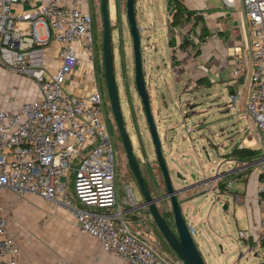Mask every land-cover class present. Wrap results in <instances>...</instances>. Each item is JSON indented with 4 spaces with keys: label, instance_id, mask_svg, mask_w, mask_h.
<instances>
[{
    "label": "built area",
    "instance_id": "built-area-1",
    "mask_svg": "<svg viewBox=\"0 0 264 264\" xmlns=\"http://www.w3.org/2000/svg\"><path fill=\"white\" fill-rule=\"evenodd\" d=\"M21 1L0 0V68L31 78L37 96L0 109V191L35 194L62 207L79 231L126 264H183L178 258H163L127 226L139 202L130 185L123 186L122 196L117 189L112 136L100 91L74 95L64 89L67 77L82 63L80 54L92 66L87 0H30L32 9L14 15L12 5ZM242 7L251 30L252 72L241 117L259 132L261 146L257 158L238 167L255 166L256 191L263 195L256 199L264 208V0H242ZM17 20L26 27L19 28ZM49 43L59 45L58 65L51 74L43 60ZM202 71L208 74L207 67ZM231 99L236 105L237 97ZM216 182L212 177L204 184L207 192L220 195ZM233 201L241 204L243 198L236 195ZM6 227L0 205V264H18L19 247ZM188 230L192 235L194 229ZM238 236L248 239L249 233L239 230Z\"/></svg>",
    "mask_w": 264,
    "mask_h": 264
},
{
    "label": "crops",
    "instance_id": "crops-1",
    "mask_svg": "<svg viewBox=\"0 0 264 264\" xmlns=\"http://www.w3.org/2000/svg\"><path fill=\"white\" fill-rule=\"evenodd\" d=\"M108 1L110 22H114V29L117 28L119 34L121 65L125 76L129 69L133 72V54L125 16V0ZM179 2L184 15L190 13V17L177 25L171 23L175 7L170 0H135L134 3L136 22L141 31L146 34L145 38L151 37L148 46L150 60L144 63V78L147 82L154 117L160 112L165 115V122L157 129L161 149L174 188L178 189L193 183L194 180L189 179L192 173L196 176L195 180H209L212 177L217 179L215 185L219 188L220 195L213 194L214 196L211 197L212 193L207 192L205 184L200 186H194V184L193 187L191 186L176 196L181 210L182 208L186 210L189 219L199 227L200 235L204 236L209 243L204 246L207 250V258L198 249L205 264H239L240 259H244L248 264H253L247 259V254L253 252L249 251V248L255 246L256 249H264V246H261V243L264 242V225L262 224L264 222V208H261L256 199V197L262 198L263 195L257 194L256 191L258 177L255 166L238 167V163L246 160L240 159L239 154L234 152V149H241L239 148L241 144L242 148L257 152L249 160L257 158L261 146L260 134L257 131L255 137L253 134V131L256 130L254 125L247 123L245 133L241 134L239 131L237 133L239 132L243 137H246L248 141L255 140L258 148L244 146L241 138L240 140L233 138L230 142L229 135L224 132L227 126H223L225 118H228L223 116L228 111V108H224V98L213 97V92L207 91L204 96H207L209 100L204 99L208 101V104H205L204 100L186 94L209 87L212 84L227 88L229 95L230 91H234L237 97L236 101H241L240 98L244 96L241 101L243 107L238 111V117L242 119L241 112L245 109V101L250 92L249 76L252 72V62L249 41L251 30L243 11L242 0H179ZM99 4V0H87L84 9L92 16L94 12H98ZM30 9H32L30 0L12 5V13L17 16ZM16 23L21 29L27 25L21 20H17ZM21 24L24 26L20 27ZM161 35L164 38V43L161 41L159 43ZM193 35H197V40L193 38ZM127 37L128 42L126 40L125 44L122 43V38ZM184 41L186 44L182 48L181 45ZM58 48L59 45L56 43H49L45 48L43 60L47 74H51L58 65V61L55 59ZM80 57L82 63L67 77L64 89L74 95H86L94 88L100 91V79L96 74L93 60L92 66L89 67L86 64L85 55L80 54ZM203 66L208 68L207 75L202 71ZM0 79L26 84L25 79L16 77V74L3 68H0ZM29 79L35 85L34 92L28 89L25 91L29 97L32 96L29 99H32L37 96V86L31 78ZM190 99L196 100L193 106H196V112L201 113L199 119L206 122L208 117L218 113L219 117L214 121V129L218 131L210 129L211 122H206V126L200 128L203 130L202 135L204 137L191 135V133L197 132V129L186 131L184 126V131H181V125L185 123L180 121L178 111L176 109L173 111L169 106L175 100L177 105L179 100L188 101ZM19 103L15 101L13 105L3 106L0 109H11ZM213 110L216 114L211 113ZM214 133H218L222 137L226 136V140L230 142V148H228L226 141L219 140L220 138L216 140L217 137L213 140L212 136H209ZM237 133H233L235 134L234 137ZM145 165L150 181V185H147L150 193L152 195L164 193L162 176L160 179L157 177V173L150 166V162ZM179 175L185 178V181H181ZM116 176L115 169V181L117 180ZM172 176H175L176 179L174 180ZM228 184H230L229 188ZM116 186L119 189L117 181ZM5 191H0L1 206L4 203L2 195ZM236 195L242 196L243 202L240 204L241 210L237 214H235L237 206L231 205L232 220L239 230L249 233V238L242 239L245 241L244 253L240 251L238 254L234 252L231 255L229 251L225 250L230 236V228L220 220L221 210L217 205L220 202L222 211L228 212V206L231 201L234 203L233 200ZM126 222L129 230L138 234L131 228L130 217L126 219ZM138 236L141 237L139 234ZM96 241L99 243L98 240ZM98 243L97 246L100 244ZM228 245V248H232L229 241ZM238 246L240 245L238 244ZM97 249L101 252L100 246ZM103 251L104 264H126L114 252ZM98 254L100 256V253ZM253 255L258 257L256 253ZM262 258H264V254Z\"/></svg>",
    "mask_w": 264,
    "mask_h": 264
},
{
    "label": "rangeland",
    "instance_id": "rangeland-1",
    "mask_svg": "<svg viewBox=\"0 0 264 264\" xmlns=\"http://www.w3.org/2000/svg\"><path fill=\"white\" fill-rule=\"evenodd\" d=\"M19 26L23 27L24 24ZM116 29L117 28L114 29V22L112 21L111 40L113 43V66L115 71L116 85L118 88L120 107L124 118L125 129L128 133L134 156L138 161L144 180L147 182V185H150L148 170L145 164L150 162V166L154 169L155 173H157V177L159 179L161 174L156 163L153 145L146 127L142 104L134 89V74L130 69L128 70L127 75L124 76L123 74L121 65V46L119 43V34ZM91 36L92 60L96 74L100 79L99 90L102 96L103 112L105 113L108 129L112 136L115 157L114 162L117 173L116 181L119 188V194L121 196L123 195V186L128 184L130 185L135 200L140 202L142 200L141 193L133 175L127 167L125 152L121 144L119 133L107 104L105 82L103 85L104 79L102 75L103 67L101 53L102 22L100 15V4L98 12H94V14L91 16ZM141 36L142 59L144 63H147L148 60H150V50L145 47L144 38L146 34L143 31H141ZM160 38L161 39L159 40V43L160 41L164 43V38L162 35ZM193 38L196 39L197 35H193ZM126 40L128 42V37L125 39L122 38V43L125 44ZM17 75L18 74H16V77L26 80L25 85L23 82L18 83L6 79H0V107L8 105L10 106L13 105L15 101L21 102L32 97H29L25 90L28 89L29 91L32 90V92H34V83L27 76ZM207 91L213 92V97L220 96L225 100L224 108H228L229 112L223 115L228 117L225 118L226 120L223 126H227L224 132L226 135H229V141L231 142L233 138H235V140H240L241 138L242 143L244 142V146L258 148L255 140L251 139L248 141L246 137L241 135L245 133V127L247 125V121L244 118L239 119L238 117V111H240V109L243 107L241 101L244 96L243 98L240 96L241 101H237L236 105H233L231 97L235 96V92L230 91L229 95L227 88H223L220 85L216 86L215 84H212L209 87L207 86L203 89L187 92L186 94L191 97L200 98V100H209L207 96H204ZM31 95H33V93H31ZM195 102L196 100L190 99L188 101L184 100L181 104L182 110L180 111V114L182 117L180 121L183 122V124L185 123L184 125H181V131H184V126L193 130L197 129V132H193L191 135H193V137H204L202 135L203 130L200 128L205 127L206 123L204 122L203 124H200L201 119L197 120V118H200L201 116L195 117L193 115L196 111V107L193 106ZM204 103L208 104V101H205ZM211 113L216 114L214 110ZM218 117V113L216 115L212 114V116L208 117L206 121L207 123L213 122V124H210V129L213 131H218L214 129V121H216ZM155 119L157 124L161 126V124L164 122V115L161 113ZM237 131H239L241 134L239 132L237 133ZM235 132L237 135L234 137L235 134L233 133ZM208 134L206 135L208 136ZM253 134L256 137L257 130H254ZM213 136L214 138L217 137L216 140L220 138L219 140L222 139L224 142L226 141L228 148H230V142L226 140V136L222 137L218 135V133H214L212 134L213 140ZM204 155L205 154H203V156ZM239 157L241 156L239 155ZM72 178L73 176L71 175V179ZM172 178L174 180L176 179L175 176H172ZM2 196L4 199L3 208L5 209L6 216V231L19 247V264H104V249L101 248L102 246L95 239L90 238L87 234H82L75 226L73 219L69 213L65 211V209L52 203H48L37 195L31 193L6 190ZM213 196L214 195L212 194L211 197ZM233 204L237 206L235 211V214H237L238 211L241 210L240 204L238 203H232L231 201L228 206L229 210L226 213L222 211V205L220 202H218L217 205L219 210H221V213L219 214L220 220L225 226L230 228V236L228 237V241L231 243L232 248H228L229 245L227 241L225 250L229 251L231 255H233L234 252L237 254L240 251H242V253L245 252V248L243 246L245 241L239 238V229L235 226L232 220L233 215L231 205ZM157 207L162 216L165 217V220L169 226L173 228V216L169 201L166 200L160 202L157 204ZM181 213L187 225L194 229V232L192 233L194 243L207 258V250L204 246H207L209 243L206 241L204 236L200 235L199 227L189 219L184 208H182ZM130 220L131 228L137 232L141 238L147 242L157 253H159L168 261H172L175 258V255L169 250L165 241L158 233L152 218L147 212L146 207L138 210L135 216L130 218ZM97 243L99 244L98 246H100L101 252L99 249H97ZM238 244L240 246H238ZM261 246H264V242L261 243ZM249 251L253 252L247 254V259L253 264H259L261 257L264 254V249H256L255 246H252L251 249L249 248ZM98 253H100V256ZM254 253H256L258 257L254 256ZM242 260L244 259H240L239 264H248L245 262V260Z\"/></svg>",
    "mask_w": 264,
    "mask_h": 264
},
{
    "label": "water",
    "instance_id": "water-1",
    "mask_svg": "<svg viewBox=\"0 0 264 264\" xmlns=\"http://www.w3.org/2000/svg\"><path fill=\"white\" fill-rule=\"evenodd\" d=\"M135 0H125V16L128 24V33L131 39V47L133 54V82L135 92L142 104V109L144 112V117L146 121V127L149 132L150 140L153 145L154 155L158 169L161 173L163 183L165 186V191L161 195H152L144 183L143 176L140 171V167L134 152L131 147V142L128 133L125 129V123L123 114L120 107L118 88L116 85V78L114 74L113 66V53H112V42H111V23L109 18V1L100 0V15L102 22V42H101V53H102V67L103 76L105 82V88L107 93V99L109 107L113 116V119L118 130L123 149L125 151V157L127 160V166L133 175L138 189L141 193L142 200L137 206V210L142 208H147L149 216L152 218L153 223L161 235L169 249L175 255L176 258L180 259L183 264H205L192 235L189 233L188 225L182 216L180 203L177 199V195L191 188L192 185L200 186L203 185L207 179L195 180V174H191L189 179L193 183L184 185L178 189L173 187L171 177L163 156L161 149V143L158 135L157 129L160 127L157 124L156 117H154L151 109L150 94L148 92L147 82L144 78V61L142 59V49H141V28L138 26L135 17ZM151 37L145 38V47L148 48ZM170 103V108L173 111L176 109L178 116L181 119L180 111L182 110L181 104L183 101L179 100ZM179 105V106H178ZM179 107V109H178ZM196 107V106H195ZM229 110L227 111V113ZM164 115V113L162 112ZM201 114V113H200ZM199 112H194V116L198 117ZM165 118V115H164ZM155 119V120H154ZM199 118H197L198 120ZM200 120V119H199ZM165 122V120H164ZM205 121L201 120L200 124ZM206 123V122H205ZM213 124V123H210ZM163 126V125H162ZM203 128V127H201ZM212 136V135H209ZM214 138V136H213ZM215 139V138H214ZM200 167V166H198ZM181 181H185V178L178 176ZM193 187V186H192ZM169 201L172 216H173V228L169 226L161 212L159 211L157 204L163 201ZM259 264H264V259L261 257Z\"/></svg>",
    "mask_w": 264,
    "mask_h": 264
},
{
    "label": "trees",
    "instance_id": "trees-1",
    "mask_svg": "<svg viewBox=\"0 0 264 264\" xmlns=\"http://www.w3.org/2000/svg\"><path fill=\"white\" fill-rule=\"evenodd\" d=\"M172 2V4L175 7V10L172 14V21L171 23L173 25H177L179 24L182 20H188L190 17V13H186L184 15L182 8L180 6V2L179 0H170ZM112 42V40H111ZM186 44V41H184L181 45V47L183 48L184 45ZM112 49H113V43H112ZM197 53V52H196ZM115 74V71H114ZM234 152H237L241 157L240 159L242 160H249L251 157H253L254 155H256V151H251L250 149H246V148H241V149H234ZM233 153V152H232ZM145 185L147 186V182L144 180ZM148 188V187H147ZM164 191H165V186H164ZM154 196V195H153ZM137 212H134L133 214H130V218H132L133 216H135ZM171 214V213H170ZM165 219V217H164ZM161 236V235H160ZM163 239V238H162ZM167 245V244H166ZM168 247V246H167ZM169 248V247H168ZM170 250V249H169ZM171 251V250H170ZM172 252V251H171ZM176 258V257H175Z\"/></svg>",
    "mask_w": 264,
    "mask_h": 264
},
{
    "label": "flooded vegetation",
    "instance_id": "flooded-vegetation-1",
    "mask_svg": "<svg viewBox=\"0 0 264 264\" xmlns=\"http://www.w3.org/2000/svg\"><path fill=\"white\" fill-rule=\"evenodd\" d=\"M107 104H108V107H109V103H108V99H107ZM109 109H110V107H109ZM110 112H111V110H110ZM112 114V113H111ZM104 116H105V113H104ZM113 117V116H112ZM114 120V119H113ZM115 122V121H114ZM116 125V124H115ZM118 131V130H117ZM120 137V136H119ZM121 140V139H120ZM121 144H122V142H121ZM122 147H123V145H122ZM124 150V149H123ZM125 152V151H124ZM126 158V157H125ZM127 161V160H126ZM128 167V166H127Z\"/></svg>",
    "mask_w": 264,
    "mask_h": 264
},
{
    "label": "bare ground",
    "instance_id": "bare-ground-1",
    "mask_svg": "<svg viewBox=\"0 0 264 264\" xmlns=\"http://www.w3.org/2000/svg\"><path fill=\"white\" fill-rule=\"evenodd\" d=\"M111 9H112V7H111Z\"/></svg>",
    "mask_w": 264,
    "mask_h": 264
}]
</instances>
